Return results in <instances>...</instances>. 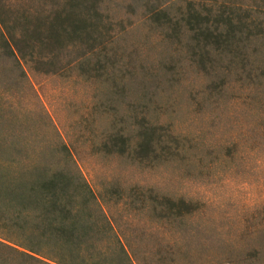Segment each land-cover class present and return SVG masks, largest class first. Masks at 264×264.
<instances>
[{
	"label": "rangeland",
	"instance_id": "rangeland-1",
	"mask_svg": "<svg viewBox=\"0 0 264 264\" xmlns=\"http://www.w3.org/2000/svg\"><path fill=\"white\" fill-rule=\"evenodd\" d=\"M61 1L0 0L1 28L9 39L26 38L32 17H49ZM102 11L112 25L105 52L118 49L106 79L80 75L86 48L69 39L45 47L58 60L38 68L57 75L20 67L0 48V131L17 138L13 165L59 152L60 168L111 200V224L139 264H264V93L255 97L247 84L211 93L188 65L173 81L142 88L145 100L135 87L124 90L141 67L161 72L158 52L144 42L138 0H107ZM95 49L90 56L103 47ZM147 118L157 128L154 148L139 153L136 133ZM118 133L133 139L125 153L110 139ZM116 186L124 191L118 203ZM136 194L144 206H132Z\"/></svg>",
	"mask_w": 264,
	"mask_h": 264
},
{
	"label": "trees",
	"instance_id": "trees-1",
	"mask_svg": "<svg viewBox=\"0 0 264 264\" xmlns=\"http://www.w3.org/2000/svg\"><path fill=\"white\" fill-rule=\"evenodd\" d=\"M106 2L62 0L61 8L44 18L46 21L32 17L26 38L17 35L9 39L0 24V48L20 67L23 61L42 73L57 75L60 70L38 68L52 67L58 60L53 54L49 57L45 47L61 46L69 39L72 47L78 44L86 48L79 57L80 75L106 79L115 68L113 58L118 52H105L112 30L102 11ZM138 2L143 9L140 25L145 31L144 42L153 41L161 72L141 67L143 74L131 73L125 81H130L128 86L119 82L124 90L135 87L145 100L142 88L152 81L171 82L173 72L188 65L202 74L211 93L220 95L229 84L253 86L255 97L259 90L264 93V0ZM130 9L132 13L134 8L129 3ZM99 47L103 50L90 56ZM103 60L111 65L109 70ZM112 80L118 83L114 77ZM148 120V124L140 123L136 133L139 153L154 148L157 128ZM15 139L9 130L0 131V264H139L111 224L104 207L111 200L98 197L86 179H77L60 168L63 158L53 160L57 151H48L39 163L13 165ZM110 139L121 153L133 140L121 133ZM123 192L117 186L110 191L117 203L124 201ZM144 201L140 194L131 204L144 206ZM169 203L165 210L171 209Z\"/></svg>",
	"mask_w": 264,
	"mask_h": 264
}]
</instances>
